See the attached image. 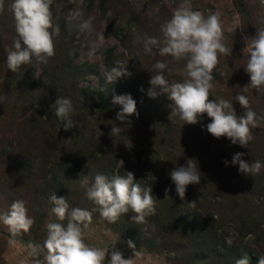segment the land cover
Wrapping results in <instances>:
<instances>
[{
    "label": "rangeland",
    "instance_id": "obj_1",
    "mask_svg": "<svg viewBox=\"0 0 264 264\" xmlns=\"http://www.w3.org/2000/svg\"><path fill=\"white\" fill-rule=\"evenodd\" d=\"M9 2L4 0V10L0 12V216L9 212L14 201L23 200L34 223L28 233L16 237L17 244L10 246L8 227L0 220V264H27L30 257L26 245L32 242L42 246L47 237L46 224L59 222L51 212L55 205L50 202L52 207H49L46 204L48 194L57 191L47 192L46 184H50L53 175L61 173L59 163L67 153V148L61 145L63 142L69 145L79 142L91 149L101 147L109 154L119 142L123 149L119 154L121 160H117L115 165L122 171V176L132 172L134 180L160 189L167 187L174 193L175 185L169 176L173 168L184 166L187 160L194 159L201 172V183L189 185L186 195L191 197L188 206L196 201L189 208L196 218L202 215V225L194 230L185 228L184 231L167 225L159 232L154 226L155 220L151 222L147 219L146 224H141V229L149 239L154 240L152 247H148L150 250L141 244L130 249L128 243L94 214L95 209L91 207L94 202L86 195L96 176L94 168L86 174L84 171L82 174L76 172L77 180L68 176L67 182L62 180V183L70 187L65 196L69 210L81 208L92 213V231L86 234V245L103 248L116 241L115 249L122 252L125 259L132 258L134 264H235L239 257L242 258L235 250H248L264 257V228L259 227L261 217L264 219V168L259 173L262 184L250 189L245 183H236L235 173L239 175L240 172L238 165L231 164L232 156L240 152L246 162L258 160L264 165V127L252 130L254 139L246 147L233 145L227 138L216 139L207 132L206 126L211 120L206 114L198 117L196 124H184L178 116L171 115V101L166 94L154 99L147 95L151 87L149 80L156 74L153 65L157 61L167 63L164 74L169 84L184 80L178 71L184 61L177 63L171 56H160L159 47H153L151 54H145L143 40H137V37L144 36L162 39V26L171 19L182 0H52V3L59 2L61 9L65 8L61 18L71 26L69 40L67 43L54 40L55 54L48 58L47 64L37 63L33 58L31 64L23 65L15 73L7 67L8 51L17 38L16 31H9L11 25L6 23L15 22ZM191 4L193 10L202 12L205 17L213 13L219 15L224 43L232 49L231 56L219 57L213 73L215 87L209 100H232L237 115H241L243 109L234 97L244 94L248 96L252 110L258 115L264 114V97H258L251 88L243 90L250 83L244 69L248 60L245 48L247 40L255 37L258 29H264V0H191ZM77 13H83L82 20L91 21L90 33H81L76 27ZM101 35L103 40H100ZM65 44L70 49V55L74 53L73 64L83 65L85 71H88L85 67H91L97 70L99 76H80L78 84L73 87L68 82L70 67H63L60 59L59 51ZM108 49L111 50L113 65L117 66V62L127 64L126 71L130 73L111 84L107 82L108 72L104 66L105 51ZM37 73H40L38 78ZM100 83L110 93L106 104L101 105L107 110L97 109L91 93ZM138 90L146 94L145 97L142 94L140 101L135 98ZM114 95H131L135 100L138 117L133 115L128 118L130 126L116 120L120 106L112 104ZM164 97L165 109H159L158 103H152L156 100L161 102ZM58 98L70 100L73 106L71 119L76 126L71 133L72 138L60 133L65 131L58 124L53 106ZM91 106L95 108L91 109ZM102 123L108 127L105 129ZM114 126L121 127V133L110 137L109 132ZM48 141L52 151L49 158L41 162L47 156L44 146ZM145 141L147 148L137 162L133 151H138L140 143ZM52 160L54 164L51 167ZM119 161H123V165ZM225 161H228V166H225ZM20 163L27 171L18 168ZM85 178L88 184L82 186L81 181ZM160 192L156 190L152 194L156 206L162 200ZM205 202L217 206L211 219L202 211V206H209ZM62 223L66 225L67 221ZM215 241L219 244L215 249L221 257L220 262L215 256L210 262L200 261L196 253L198 243L210 246ZM225 248L228 249L226 252Z\"/></svg>",
    "mask_w": 264,
    "mask_h": 264
},
{
    "label": "clouds",
    "instance_id": "obj_2",
    "mask_svg": "<svg viewBox=\"0 0 264 264\" xmlns=\"http://www.w3.org/2000/svg\"><path fill=\"white\" fill-rule=\"evenodd\" d=\"M51 3L52 0H13L11 10L17 38L7 54V67L11 72H18L23 65L31 64L33 58L37 63L47 64L48 58L54 56L53 35H59V27H53ZM3 10L4 0H0V12ZM82 15L83 13L76 14V27L81 33H90L91 21L82 20ZM161 31L162 39L144 36L137 37V40H143L145 54H151L153 47H159L160 56H171L177 63L184 61L182 69H178L184 80L169 84L164 74L167 63L157 61L153 65L156 74L149 80L151 87L147 95L154 99L166 94L171 101V115L178 116L184 124H196L198 117L206 114L211 120L206 126L209 134L216 139L227 138L233 145L246 147L254 139L252 130L264 127V114L258 115L253 111L248 96L244 94L234 97V101L243 109L241 115H237L232 100H209L211 90L215 87L212 83L215 79L213 73L219 57L232 54V49L224 43L219 15L213 13L205 17L202 12L193 10L191 0H182ZM100 40H103L102 35ZM245 49L248 60L244 69L250 83L243 90L251 88L258 97H264V29H258L256 36L247 40ZM126 65L117 62V66L107 74V82L111 84L121 76L130 75L126 71ZM39 76L40 73H37L36 78ZM112 104L120 106V111L116 114L117 121L130 126L131 120L128 118L133 115L138 117L136 102L131 95H114ZM53 106L56 117L63 121L65 131L76 126L71 119L73 106L70 100L58 98ZM121 130L118 126L111 127L109 136H117ZM243 155L235 153L231 164L238 165V171L244 175L259 174L264 165L258 160L246 162ZM119 162L123 165V161ZM224 163L228 166V161ZM169 176L181 200L185 199L189 185L201 183V172L194 159L187 160L184 166L173 168ZM81 184H88L87 179L81 181ZM151 191V187L142 189L139 183L134 182V173L127 172L126 176H115L111 180L105 175L97 174L86 195L100 206V215L108 223L117 222L121 215L131 210L134 213L131 219L135 224H146L147 217L155 214L156 199ZM169 191L170 189H165L166 199ZM50 202L55 205L51 212L59 222L46 224L47 237L42 246L32 242L26 245L30 257L27 264H105L106 257L107 264H134L132 258L125 259L123 253L115 249L116 241L110 247L103 248L85 244L86 234L92 231L90 211L81 208L69 210L67 199L58 198L55 193L50 196ZM195 202L189 203V206H194ZM0 220L8 227L10 246L17 244L16 237L21 233H28L34 223L27 214L23 200L14 201L9 212L0 216ZM65 220L66 225L62 223ZM128 247L134 249L135 245L128 241ZM235 264H248L247 255L236 260ZM259 264H264V257H260Z\"/></svg>",
    "mask_w": 264,
    "mask_h": 264
},
{
    "label": "trees",
    "instance_id": "obj_3",
    "mask_svg": "<svg viewBox=\"0 0 264 264\" xmlns=\"http://www.w3.org/2000/svg\"><path fill=\"white\" fill-rule=\"evenodd\" d=\"M237 1V0H235ZM13 0H10L9 4H12ZM65 10V8L61 9L59 2H53L51 4L50 7V11H51V15H52V24L53 27L58 26L59 27V35L58 38L55 36V34L53 35V43L54 40H61L60 42L62 43H67V41L70 38V25H66L64 23V21L61 18V14L62 11ZM7 24H10V28L8 27V30L10 31V29L12 31H16L15 29V22L10 21V23L6 22ZM4 26H6L4 24ZM1 27V26H0ZM7 27V26H6ZM51 31V29H50ZM71 41H69L68 44H70ZM67 44L63 45L62 50H60V59L62 61V66L63 67H70L71 74H70V79L68 80V82H71L73 87H76V85L78 84V79L85 76L86 74L94 76V77H98V73L97 70L89 67V69L87 67H85L88 71H85L83 65L75 63H72V58L74 53H72L70 55V49H68ZM114 63L111 62V50L108 49L107 51H105V56H104V66H105V70L109 73L110 70L112 69V67H115L113 65ZM68 71V72H69ZM81 76V77H80ZM230 78L233 79V75L230 76ZM101 89H104V91H101ZM139 92L135 94V98L137 100L140 101V99H142L141 96H143L142 94L144 92L138 90ZM92 95H93V99L96 100V104H97V109L99 110H107L104 107H102L101 105L106 104V102L108 101V94L110 96V93L107 92V87L105 85H103L102 83H100L95 89L92 90ZM146 96V94L144 93V97ZM166 97L162 98L161 102L158 100L153 101L152 103H158V108L159 109H165L163 108L164 103H165ZM152 101V100H150ZM160 103V104H159ZM91 109L95 108V106H91ZM59 125H61L62 130H64L63 128V121H61L59 119L58 122ZM102 126L106 129V127H108V125H105L104 123H102ZM73 131V128H71L68 131L65 132H60L63 133L66 137H70L72 136L71 133ZM102 131V130H101ZM103 132V131H102ZM55 133V132H54ZM106 135V134H105ZM54 137H57L55 134H53ZM72 138V137H70ZM60 139V138H59ZM63 140V139H62ZM59 142V141H58ZM57 142V143H58ZM19 143V139L17 140V144ZM146 143V141H145ZM140 143L142 145H139V149L138 151H133V157L137 162L139 161V156L141 153L144 152V149L147 148L146 145L147 143ZM227 143V142H225ZM62 146H65L67 148V153L64 156L63 160L61 163H59V168L61 170V173H57L56 175L52 176V179L50 181V184H46V190L47 192H49L50 190H55L57 191L55 193V195L59 198V197H64L66 198V194L69 193L70 191V187H68L67 184L62 183L63 181H66L68 179H66L68 176H72L73 180H77V176L75 175L76 172L82 174L83 171L86 174V172L88 170H92L94 168V175L97 174H102L105 175L109 180H111L113 178V176H122V171L116 168V161L117 160H121V156L120 151H122V147H120L121 143L116 142L115 143V149L112 153H108V151H106L105 149L101 148V147H97V148H93L91 149L90 147L81 144V143H76L69 145L66 142H63L61 144ZM44 150L47 153V156L44 157L42 161L46 160L47 158H49L50 153L52 151L50 142L48 141L46 143V145L44 146ZM158 153H160V151L157 149ZM99 153V154H98ZM22 163H20V165L18 166V168H22L23 171H27V169H25L24 165H21ZM53 160L50 162V166H53ZM87 164V166H86ZM80 169V171H79ZM239 175H237L235 173V180L237 181L236 183L240 184V183H245L247 184L250 189H254L257 188L259 185L262 184L263 180L261 179L262 176H260L259 174L256 175H252L251 177L249 176H241L240 173H238ZM84 176V175H83ZM82 176V177H83ZM71 178V179H72ZM94 182V179L92 181V183ZM134 182L139 183L142 189H146L151 187L152 191H151V195L157 191H161V196H162V200L160 203H158V205L156 206L155 204V214L152 216L147 217V219H149L151 222H153L154 220V226L156 228H158L159 232L161 231L160 228H163V226H169L171 225L173 227V229L175 228H181L183 231L185 230V228H189L191 230H194L195 228H197L198 225H202L203 223V217L202 215H198V218L195 217V215L193 214L194 211L192 209L189 208V206L187 205V202H189L191 200L190 195H185V199L181 200L179 198V196L177 195V193L173 190H170L167 193V197L168 199H166V193H165V189L167 187H163L161 190L159 187L157 186H152V185H148L145 183H142V181L140 180H134ZM169 189V188H168ZM54 194V193H49L48 194V199H47V205L49 207H52V204H50V196ZM206 204H208L209 206H202V211L203 213L209 218L211 219L214 215L215 212V208L217 207L216 205L209 203V202H205ZM92 209L94 210V214L98 217H100L109 227H111L118 235L119 237L125 241L126 243H128V241H131L134 245L137 244H141L142 246H144L147 249H151L148 248L149 246L152 247V242L154 240L149 239L145 233H143L144 231L141 229V224H135L131 217L134 215V213L130 210L127 214H123L120 216V218L117 220V222L115 223H108V221H106L105 219H103L100 215V206L96 205L95 203H93L91 205ZM214 210V212H213ZM196 219V220H195ZM264 228V219L263 217H261L260 222H259V227ZM261 232V230H260ZM199 247L197 248L196 253H198V256L200 258V261H207L210 262L213 260V256H215V258L217 259V262L219 263V259L221 257L218 256V253L216 251V247L217 245H219L216 241L213 242L212 244L209 245H204L203 242H199L198 243ZM192 248L195 250V246H192ZM228 249H224V251L226 252ZM236 254H241L242 258L244 257V255L246 254L248 257V264H259V259L260 256H257L254 252L252 251H248V250H235ZM242 258H238V259H242ZM223 263L226 262V260L224 258L221 259Z\"/></svg>",
    "mask_w": 264,
    "mask_h": 264
}]
</instances>
